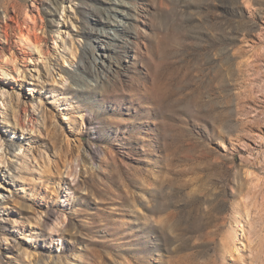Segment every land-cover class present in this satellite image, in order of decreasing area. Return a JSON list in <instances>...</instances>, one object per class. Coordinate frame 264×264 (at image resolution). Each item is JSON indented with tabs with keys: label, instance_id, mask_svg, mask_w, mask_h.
<instances>
[{
	"label": "rangeland",
	"instance_id": "obj_1",
	"mask_svg": "<svg viewBox=\"0 0 264 264\" xmlns=\"http://www.w3.org/2000/svg\"><path fill=\"white\" fill-rule=\"evenodd\" d=\"M0 65V264H264V0H0Z\"/></svg>",
	"mask_w": 264,
	"mask_h": 264
},
{
	"label": "bare ground",
	"instance_id": "obj_2",
	"mask_svg": "<svg viewBox=\"0 0 264 264\" xmlns=\"http://www.w3.org/2000/svg\"><path fill=\"white\" fill-rule=\"evenodd\" d=\"M63 12V8H62V11ZM4 27V26H3ZM33 29L32 27H29L27 28L26 30L24 31H21L20 33V38L26 42H30V43H33L35 44L36 42V39L35 41L32 39V36H33ZM36 45V44H35ZM32 46V44H31ZM45 67V66H44ZM12 68V67H11ZM10 68V69H11ZM46 68V67H45ZM49 67H47L46 71L47 74L51 75V72L50 70L48 69ZM25 70L23 69H20L19 67H16L14 65V67L10 70V71H7L5 69L2 68V66L0 65V77L3 79V82H4V86L3 87H0V114L2 115L1 119L5 122L6 121V108L7 106L11 103V99H21V96H20V93L16 92L15 89H9L7 86H9L7 84V81H16L17 78H22L23 80L27 81V79L25 78L26 75H25ZM28 83L30 84V88L31 89H35L37 85H42L43 83V79L39 73V68H36L34 69V72L32 71H28ZM60 75V74H59ZM60 79V78H59ZM55 81V80H54ZM57 82H60L62 85L63 84H66V77L63 78V79H60V81H57ZM5 84L7 86H5ZM59 84V83H58ZM12 87V85H11ZM13 101V100H12ZM20 101V100H19ZM12 104V103H11ZM68 116H66L67 118ZM19 118V117H18ZM6 123V122H5ZM82 123V122H80ZM8 124V123H7ZM14 125L17 127V128H23L24 127V124L23 122L21 121V119H17V121L14 122ZM14 134L16 133V131L13 132ZM16 135V134H15ZM13 135V137L15 136ZM23 147V144L22 142L20 141L19 143V149H20V152L18 153H14L18 158L22 157V154H21V150ZM5 145H4V141L1 139L0 137V163H3L4 164V169H6V167L8 166V162L9 160L7 159V156H6V153H5ZM23 152V151H22ZM19 161V160H18ZM0 196H3V193L0 192ZM246 209V208H245ZM142 217V216H141ZM250 244V243H249Z\"/></svg>",
	"mask_w": 264,
	"mask_h": 264
}]
</instances>
